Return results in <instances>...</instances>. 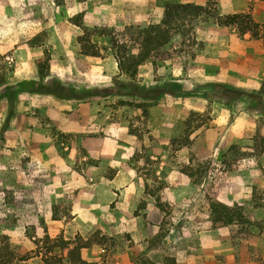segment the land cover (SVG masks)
<instances>
[{
  "label": "rangeland",
  "instance_id": "rangeland-1",
  "mask_svg": "<svg viewBox=\"0 0 264 264\" xmlns=\"http://www.w3.org/2000/svg\"><path fill=\"white\" fill-rule=\"evenodd\" d=\"M149 1L153 12L136 24L113 17L89 27L68 0H0V264H264V0ZM167 3L206 13L171 25L158 57L140 67L148 77L103 78L112 40L136 52V29L157 23ZM234 13L256 26L231 22ZM77 15L75 47L52 45L51 29ZM84 44L99 56H77ZM53 52L61 62L51 73ZM45 96L101 109L90 130H63L38 109ZM104 96L113 98L105 121L110 135L118 127L121 165L142 186L124 194L117 213L114 201L103 207L111 198L103 189ZM162 102L187 113L163 125L149 111ZM216 201L238 206L241 218L215 225ZM77 210L88 221L75 219ZM119 216L125 221H109Z\"/></svg>",
  "mask_w": 264,
  "mask_h": 264
},
{
  "label": "crops",
  "instance_id": "crops-1",
  "mask_svg": "<svg viewBox=\"0 0 264 264\" xmlns=\"http://www.w3.org/2000/svg\"><path fill=\"white\" fill-rule=\"evenodd\" d=\"M92 1H93L92 4L88 3L89 0L83 1V3L87 2V4L85 5L83 3L81 4L76 0H68V5H70L72 9L74 8L79 11H83L84 26L94 27L102 24L103 26H106V24L110 25L111 18L113 17L120 18L117 20L118 26L121 27H124L126 25L129 26L130 24L138 23L141 19L144 18V15L147 14L149 15L154 10V6L150 3L149 0H103L102 3L103 5L99 4V2H102L100 0H92ZM192 1H198V0H192ZM69 14H72V12L69 11ZM102 14H103V18H101ZM99 15L100 17H98ZM78 28L81 29V27L70 23L63 25L62 28L60 25H55V27L52 28L51 30L53 31L55 30L57 37L55 38V43L53 42L52 45L55 46L63 45L69 48L75 47V45L78 43L77 42V35L79 34ZM55 54L56 53L53 52L51 73H53L56 70L54 65L57 67L58 63L61 62V58H59L60 56H56ZM77 56H82L84 57V59L87 60L91 59L92 57H95L91 55L87 56L82 53H80ZM168 58L169 57L167 56L166 58L161 60L166 62ZM64 61L68 62L67 58H65ZM110 63H113L112 66L113 71L111 72L107 71V67L110 65ZM142 64L138 66L137 74L138 73L139 75L144 74L145 77H148L149 72L146 73L140 70ZM109 70H110V66H109ZM107 73L121 74V76L127 75L126 73L121 72L119 70L114 54L111 56V59L107 57L103 58V78L108 77L109 74ZM178 81L181 80L178 79ZM51 94L53 95V93ZM106 97L105 96L103 97V189L109 192L111 198L109 199V201L103 203V207L110 206L109 203L114 201L115 208L111 210V213H117V208H119L122 205H125V202L122 200L124 194H127L128 192L136 189H141L142 186L136 181L131 170L129 168H124L121 165L120 148L116 145L117 143L120 142V139L118 137L116 138L112 136L114 134L116 135L117 133L116 128L118 127L116 126V123L114 125H111L112 132L110 135L108 132V130L110 129L109 124H107L105 121V116L108 113L107 109L109 108L107 107L106 103L113 100V98H110L111 100L110 99L108 100ZM179 101L181 107V100ZM36 103L42 115L46 119H48L51 122V124H54V126H56L59 129L69 130V131L70 130L86 131L87 129L90 130L91 122L93 120V111H99L101 109L99 105H93L92 102L89 100H87L86 102H79L77 106L73 107L69 103L60 102L58 98H54L53 96H47V97L45 96L39 98V100ZM149 111L151 118H153L154 121L160 120L161 124L167 125L165 123H170L172 119L175 120H177L178 118L180 119L182 117V112L184 113L185 116L187 113V108L183 107V111L182 108H179L178 109L179 113H177V108H175L174 104L172 103L168 104L162 102V103L153 104V106L149 108ZM166 136L168 137V134ZM167 137L163 138L162 140L159 139L158 142L167 141ZM110 142L115 144V148L108 147V145L107 146L104 145L105 143H110ZM109 154H112L110 159H108ZM109 168L113 170V175L110 178L106 176V173ZM132 201L134 206L136 200L133 199ZM88 206L91 205L84 204L83 208L86 210ZM77 211L78 213L75 216V219L81 217L83 218V220L88 221L87 219H89L90 216L88 212H87L88 218L86 219L85 215L83 214L84 212L82 213L79 210ZM92 215L94 214L92 213ZM107 217L108 216L103 212V222H106ZM109 221L118 223V222H124L125 220H123V218L119 216V220L118 218H111ZM174 264H180L178 258Z\"/></svg>",
  "mask_w": 264,
  "mask_h": 264
},
{
  "label": "trees",
  "instance_id": "trees-1",
  "mask_svg": "<svg viewBox=\"0 0 264 264\" xmlns=\"http://www.w3.org/2000/svg\"><path fill=\"white\" fill-rule=\"evenodd\" d=\"M57 4H62L65 0H54ZM206 9L202 5L193 3H167L164 6V11L161 19L157 23H149L144 27H138L136 34L138 35L136 41L138 42V49L136 52L131 51L126 44L120 43L119 40H112L114 45V57L117 61L118 68L121 72L126 73L131 79H135L138 66L144 63L149 57L153 55L158 57L159 50L166 44L171 38V25L176 23L184 16L199 17L203 15ZM79 15L75 16L74 24L81 27ZM230 20L233 23L243 26L242 23L256 26V23L250 19L249 15L242 13L231 14ZM244 24V25H245ZM244 31V29H243ZM86 32V31H85ZM85 32L79 36L78 39L84 41ZM135 41V40H134ZM81 53L91 56H99V51L92 45L84 44ZM155 53V54H154ZM161 57V55H159ZM162 59V57H161ZM46 66L44 63H39V74L41 76L46 75ZM3 78H0V83ZM238 206H228L221 202H211L210 209L213 216V223L215 225H224L232 223L235 219H240L241 214L238 210ZM65 244L68 242L65 241ZM46 264H51L50 260H45Z\"/></svg>",
  "mask_w": 264,
  "mask_h": 264
}]
</instances>
